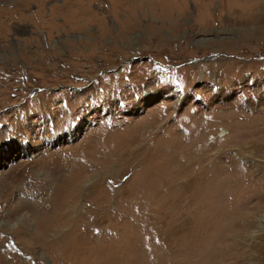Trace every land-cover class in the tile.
Here are the masks:
<instances>
[{
    "label": "rangeland",
    "instance_id": "1",
    "mask_svg": "<svg viewBox=\"0 0 264 264\" xmlns=\"http://www.w3.org/2000/svg\"><path fill=\"white\" fill-rule=\"evenodd\" d=\"M258 140L264 0H0V264H264Z\"/></svg>",
    "mask_w": 264,
    "mask_h": 264
},
{
    "label": "bare ground",
    "instance_id": "2",
    "mask_svg": "<svg viewBox=\"0 0 264 264\" xmlns=\"http://www.w3.org/2000/svg\"><path fill=\"white\" fill-rule=\"evenodd\" d=\"M76 12V11H75ZM79 13V16H81V17H88L89 16V14H90V10H84V11H79L78 10V12H77V14ZM72 14V13H71ZM74 15H76L75 13H73ZM254 35V34H253ZM253 35H249V34H246V36H244V38H242L241 40H242V42L243 41H246V40H248L250 37H252ZM225 43H229V41L227 40ZM143 123V122H142ZM219 128H221V126H218V129ZM155 130H157V133L158 134H161V135H166V137L168 138V139H170V136H169V132H170V130H169V128L168 127H166V126H164V127H162L160 124H159V127H158V129H155ZM221 130V129H220ZM219 130V132H218V136L219 137H223L224 135H225V130H221L220 131ZM159 131H161V132H159ZM113 132V131H112ZM98 134V133H97ZM138 134V133H137ZM155 132L153 131V133L151 134V132L150 133H147V131H146V127H142L141 126V129L139 130V134L138 135H135V139H136V137H138V143L140 144V146L141 145H143V144H145V142H143L144 141V139L146 138L147 139V141L150 143V147L153 145L152 144V141H150L151 139H148L149 137H151L152 138V136H153V138L154 137H156L155 135ZM217 134V133H216ZM92 135V134H91ZM146 135H147V137H146ZM99 136V135H98ZM109 136V135H108ZM191 136V135H190ZM93 137V136H92ZM95 139V138H94ZM130 139V142H128V144H127V146H126V148H124V149H120L119 150V148H115L116 149V151H118V154H117V156L115 157V158H122L123 159V157H124V155H127L128 156V154H129V156H128V158L129 157H132V156H134V154L136 153H134V147H133V145H132V142H134V140L132 141L131 139L132 138H129ZM87 140V139H86ZM155 140V138L153 139V141ZM259 142V143H258ZM163 143H165V142H163ZM148 144V143H147ZM231 144V143H230ZM197 145V144H196ZM253 145L254 146H263L264 145V141H262V143L258 140V141H254L253 142ZM97 146V145H96ZM194 146V145H193ZM148 147V146H147ZM146 147V151H147V148ZM167 147V146H166ZM200 148H201V146H199ZM239 147V146H238ZM97 148V147H96ZM152 148V147H151ZM149 149V152H151L152 150H153V148L152 149ZM203 148V147H202ZM263 148V147H262ZM250 149H253V148H250ZM255 149V148H254ZM130 150H133V152H130ZM238 151L236 152L237 153V156L239 155L238 153L241 151L240 149H237ZM256 150V149H255ZM79 151V150H78ZM262 151H263V149H262ZM149 152H145V153H149ZM250 152H252L251 150H250ZM257 152V151H256ZM156 153V152H155ZM223 153V152H222ZM77 155L75 156V157H78V156H82V152L80 151V153H76ZM99 154V153H98ZM166 154V153H165ZM251 154V153H250ZM253 154V153H252ZM255 154V153H254ZM65 155V158H69V155H72L71 153L70 154H68V155H66V154H64ZM83 155H84V152H83ZM131 155V156H130ZM240 155H244V154H240ZM114 156V155H113ZM113 156H111V160H112V157ZM75 157H73V158H75ZM135 157V156H134ZM137 157L139 158V156H138V154H137ZM221 157V156H220ZM60 158V157H59ZM72 158V157H71ZM86 158V157H85ZM97 158V157H96ZM133 158V157H132ZM143 158V157H142ZM236 158V157H235ZM81 159V158H80ZM84 159V158H83ZM106 159V158H105ZM214 159H217L218 160V156H215L214 157ZM59 160V159H58ZM132 160V159H131ZM139 160H140V158H139ZM147 160V159H146ZM104 161H106V160H104ZM48 162H50V168L54 165V164H56V159H53V160H49ZM88 162V160H82V167L81 168H83V170L86 172L87 170H85L84 169V167H85V165H86V163ZM143 162V161H142ZM147 162H149V164L151 163V161L150 160H147ZM60 163V162H59ZM134 162H132V164H133ZM57 165V164H56ZM61 166L65 169V167L62 165V163H61ZM14 169V168H13ZM52 170H54L53 172H55L56 171V168H54V167H52ZM81 170V169H80ZM12 171V170H11ZM11 171H10V173H8V175L10 176H12V177H15V175H12L11 174ZM50 172H52V171H50ZM75 172V171H74ZM88 172V171H87ZM60 173V172H59ZM81 173V172H80ZM73 174V173H72ZM75 175L76 174H74L72 177V179H74L75 178ZM79 175H82V174H79ZM70 176V175H69ZM54 177V176H53ZM83 177V176H82ZM44 178L46 179V178H48L47 177V175L46 176H44ZM44 178H43V180H44ZM77 178H78V176H77ZM86 178L87 179H85V180H87V181H85L84 183H83V186L86 184V183H90L89 184V186H87L85 189H84V192H86L87 193V195L89 196L90 195V193H91V191H90V189H89V187H91V181H93V179H94V176L92 177H88V176H86ZM91 178H92V180H91ZM49 179V178H48ZM47 179V180H48ZM58 180H60V178H58ZM75 180H77V179H75ZM20 182V181H19ZM46 183V182H45ZM45 183H44V186H45ZM53 183V182H52ZM188 183V182H187ZM186 183V186L187 185H189V183L187 184ZM55 184V183H54ZM209 184V183H208ZM237 184V183H236ZM17 185V184H16ZM228 186V189L230 190V191H233L232 193H235V191H236V189H235V186H234V184L232 183V184H229V185H227ZM94 187V186H93ZM16 188V187H15ZM46 187H44V189H45ZM213 188V187H212ZM43 188H41L39 191H38V194L40 195V199H41V201L40 202H42V196H43V190H44ZM58 190V189H57ZM206 190H208L207 189V187L203 190L202 189V193L204 192V193H206ZM213 191V190H212ZM211 191V192H212ZM215 191V190H214ZM229 191V192H230ZM13 192V191H12ZM193 193H194V191H193ZM201 192H200V190L197 192V194H200ZM217 193V192H216ZM209 194V193H208ZM211 194V193H210ZM100 196V195H99ZM15 203H10V199H8L7 200V202L5 203L4 201L3 202H0V207H2V208H6L7 209V207H8V210H15L16 212L18 211V209H17V207L15 208ZM72 208V207H71ZM14 211V212H15ZM20 212V211H19ZM8 214V213H7ZM5 215V214H4ZM27 215V214H26ZM29 215V214H28ZM71 218V217H70ZM66 228V227H65ZM63 229L64 228H62V229H59V228H57V230L59 231V232H61V233H63L64 231H63ZM66 232H64L63 234H65ZM66 236H67V234H65ZM58 250H59V248H58ZM103 252V250H100L99 251V253L100 252Z\"/></svg>",
    "mask_w": 264,
    "mask_h": 264
}]
</instances>
